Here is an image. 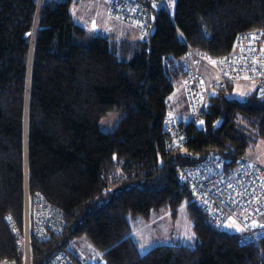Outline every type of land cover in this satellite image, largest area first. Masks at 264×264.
I'll return each mask as SVG.
<instances>
[{
    "label": "trees",
    "instance_id": "trees-1",
    "mask_svg": "<svg viewBox=\"0 0 264 264\" xmlns=\"http://www.w3.org/2000/svg\"><path fill=\"white\" fill-rule=\"evenodd\" d=\"M152 11L154 30L141 39L135 28L88 31L70 0H0V261L23 264L27 190L65 222L59 235L30 238V264H46L80 236L99 252L95 264H264V232L252 240L210 226L178 170L212 153L231 167L244 160L249 135L264 140V94L239 101L227 96L233 85L217 87L202 126L184 124L181 147L163 130L166 98L186 74L182 56L227 54L237 35L264 28V0H175L171 15ZM110 110L124 115L102 131ZM182 202L193 245L141 254L127 216L174 215Z\"/></svg>",
    "mask_w": 264,
    "mask_h": 264
},
{
    "label": "built area",
    "instance_id": "built-area-1",
    "mask_svg": "<svg viewBox=\"0 0 264 264\" xmlns=\"http://www.w3.org/2000/svg\"><path fill=\"white\" fill-rule=\"evenodd\" d=\"M110 15L135 28L141 39L150 32L152 10L164 8L171 15L169 0H101ZM180 62L186 74L179 80L188 99L191 112L189 120L197 124L207 105L210 94L217 87L227 84L254 83L259 93H264V28L240 33L234 39L230 51L215 57L209 64L194 50L189 49ZM204 64V65H203ZM206 66L215 75L211 84H206L200 74V66ZM185 122L179 116L168 114L163 126L174 146L185 142ZM180 176L190 190L195 204L205 213L207 222L218 231L225 227L239 226L247 231V239L254 240L264 232L263 224L255 225L264 213V167L248 160L239 161L236 166L226 164L218 153L207 155L196 164L178 167ZM65 222L60 210L43 200L39 195L31 199L27 190L24 194L23 230L20 247L23 264H30L29 241L48 240L63 232ZM238 230V231H239ZM0 264H12L2 260ZM46 264H91L78 260L68 251H56Z\"/></svg>",
    "mask_w": 264,
    "mask_h": 264
},
{
    "label": "rangeland",
    "instance_id": "rangeland-1",
    "mask_svg": "<svg viewBox=\"0 0 264 264\" xmlns=\"http://www.w3.org/2000/svg\"><path fill=\"white\" fill-rule=\"evenodd\" d=\"M169 1L171 4V12H173L175 0ZM70 13L76 23L94 33L110 34L117 31H122L124 33L129 31V28L131 30L133 28L130 24L119 21L117 18L110 15L101 0H70ZM151 18L154 20L153 16ZM153 30L154 27L151 25L150 33H152ZM134 32L136 31L134 30ZM134 32L132 36L136 38L137 36ZM198 55L209 64H211L215 58ZM203 65L200 66L199 72L204 78L205 83L209 85L214 82L215 75ZM184 69L186 71V68ZM254 89H256L254 83H238L233 85L232 92L228 93L227 96L232 99L243 101L245 95L254 91ZM166 103L168 105V114L179 116L185 122H189L192 114L189 110L187 95L182 84H177L174 87L172 93L167 96ZM123 115L124 112L121 110L108 111L98 120L100 130H113ZM196 125L202 126L201 118ZM248 139L250 146L245 152L244 160L252 161L257 165L263 166L264 140L254 135H249ZM127 219L131 226L130 236L136 242L138 251L141 254L157 245H193L194 233L192 221L188 215L185 202L179 205L174 215H172L169 209H160L152 210L149 219L131 216H127ZM263 219L264 213L260 216L255 225H260L261 223H259V221ZM225 229L229 232H237L240 228L237 225H232L225 227ZM66 248L72 256L78 257V259H87L92 264L102 263L99 252L85 236L71 239Z\"/></svg>",
    "mask_w": 264,
    "mask_h": 264
},
{
    "label": "crops",
    "instance_id": "crops-1",
    "mask_svg": "<svg viewBox=\"0 0 264 264\" xmlns=\"http://www.w3.org/2000/svg\"><path fill=\"white\" fill-rule=\"evenodd\" d=\"M137 35V34H136ZM259 223H261V224H263L264 225V219L261 221H259ZM75 257V256H74ZM75 258H77L78 259V257H75ZM78 260H87V259H84V258H82V259H78ZM88 261V260H87Z\"/></svg>",
    "mask_w": 264,
    "mask_h": 264
},
{
    "label": "water",
    "instance_id": "water-1",
    "mask_svg": "<svg viewBox=\"0 0 264 264\" xmlns=\"http://www.w3.org/2000/svg\"><path fill=\"white\" fill-rule=\"evenodd\" d=\"M39 4H40V0H39ZM34 34H35V32H34Z\"/></svg>",
    "mask_w": 264,
    "mask_h": 264
},
{
    "label": "bare ground",
    "instance_id": "bare-ground-1",
    "mask_svg": "<svg viewBox=\"0 0 264 264\" xmlns=\"http://www.w3.org/2000/svg\"><path fill=\"white\" fill-rule=\"evenodd\" d=\"M41 1H42V0H41ZM41 1H40V2H41Z\"/></svg>",
    "mask_w": 264,
    "mask_h": 264
}]
</instances>
